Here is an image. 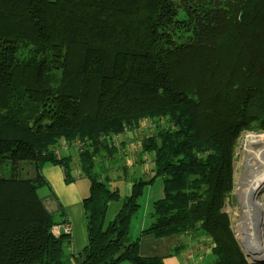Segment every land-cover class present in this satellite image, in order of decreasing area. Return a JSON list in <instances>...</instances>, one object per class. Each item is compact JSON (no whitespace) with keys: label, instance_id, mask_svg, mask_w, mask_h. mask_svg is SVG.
Returning <instances> with one entry per match:
<instances>
[{"label":"trees","instance_id":"obj_1","mask_svg":"<svg viewBox=\"0 0 264 264\" xmlns=\"http://www.w3.org/2000/svg\"><path fill=\"white\" fill-rule=\"evenodd\" d=\"M144 119L169 122L140 140L154 174L106 224L122 195L98 169ZM245 132L264 133V0H0V264H63L71 236L52 232L39 189L49 164L73 181L65 141L91 181L75 264H164L141 255V238L192 231L212 240L210 264H250L224 211ZM157 179L152 221L130 241Z\"/></svg>","mask_w":264,"mask_h":264},{"label":"crops","instance_id":"obj_2","mask_svg":"<svg viewBox=\"0 0 264 264\" xmlns=\"http://www.w3.org/2000/svg\"><path fill=\"white\" fill-rule=\"evenodd\" d=\"M145 123L142 121L138 128L127 130L124 134L115 136L117 138H115L117 143H115L114 139V143L118 149L117 154L113 158H109L105 166L98 169L101 178L106 179L108 186L112 189H119L122 195V199L119 201H112L108 204L106 224L117 215L124 197L130 193V187L127 189V192H122L121 186L117 185L116 181L125 179L124 173L126 171H128L127 175L130 176L131 183L138 178L150 179L154 174L152 156L141 152V142L139 143V150L137 145H133L131 140H129L133 137V134L137 132L141 133L140 130L144 129L141 126L145 125ZM124 140L126 142L123 143ZM129 143L132 144L131 147ZM75 152L77 150L75 146H72L67 152L62 151L60 153L72 156L73 181L70 183L65 181L64 172L60 165L49 164L42 171L48 184L39 189V196L47 211L58 217L59 223L62 224L60 225V231L65 233L64 226L66 223L71 228V244L67 247L63 264H75V257L83 251L88 243L87 220L83 200L90 195L91 181L83 175L80 165L76 163V157L78 156L74 154ZM134 153L137 154V160L135 166L132 168L131 158ZM123 166L124 168L126 166L128 168H126L127 170L123 169L122 174L121 169ZM129 168L130 171L128 170ZM147 188L151 191L153 186L148 185ZM152 194V202L151 198L147 200L148 207L152 206L153 202L162 196V191L157 189ZM150 214L151 211L148 208L145 218H150ZM149 224L147 221L142 222L137 236ZM195 232H186L162 238H156L151 235L143 236L140 241V252L146 257H162L164 264H203L204 258L212 251V243L210 239L206 240V242L205 240L203 241L206 236L202 232ZM179 246H182L181 251L174 254L173 249ZM122 264L131 263L124 262Z\"/></svg>","mask_w":264,"mask_h":264},{"label":"rangeland","instance_id":"obj_3","mask_svg":"<svg viewBox=\"0 0 264 264\" xmlns=\"http://www.w3.org/2000/svg\"><path fill=\"white\" fill-rule=\"evenodd\" d=\"M51 50H52L51 51L52 61L55 64L56 68L59 70L62 67V63H63L64 48L61 47L60 45H52ZM24 54H26V51H24ZM153 121L144 119L143 122H146V123H145V125L141 126L144 129L140 130L141 133L137 132L136 134H133V137L129 139V140H131L133 145H137V148L139 150H140V144L139 143H140V140L142 139V137L149 136L152 133H154L156 130V125L158 123H161L164 126L169 125V122L166 120H155L154 122ZM250 134H264V133L245 132L240 136V139H239L237 146H236V153H235V175H234L235 186H234L233 192L231 194V198L227 201V204H226V207L224 208V211H226L230 217L232 229L235 233L236 239H237L247 261L250 264H252L251 258L246 256L245 248L242 245V242H241L242 236L240 234L239 224H238L240 221L239 212H240V210H242V204H240L241 203L240 202V200H241L240 199V189L242 188V186L246 187L249 184V183H246V180H249V178L251 177V172H250V167H251L250 161L251 160L250 159L254 156V154L257 151H259L261 149L260 146H257L255 144L247 145V143H246L247 136ZM115 138L116 137H114L113 139H115ZM123 138H125V137H123ZM116 139H115V143H117ZM118 139L120 140L119 137H118ZM124 142H126V140H124L123 143ZM132 144H130V147L132 146ZM74 154L76 156H78V152H75ZM78 157H76V163L77 164H79ZM131 160H132V168H133L135 166L136 160H137V154L136 153L132 154ZM126 168H128V167L127 166L125 168H124V166L122 167V169H121L122 174H123V169H126ZM128 170L130 171V168ZM127 173H128V171H126L124 173V176L126 177L125 179L123 178V180H117L116 181L117 185L121 186L120 189L122 192H124V191L127 192V189L130 187V184H131L130 176H128ZM147 179H149V178H147ZM151 185L153 186V189L151 191H149L150 190L149 188L145 189V193H144L143 197L140 199L141 209H140L138 215L133 220V224H132V228H131V232H130V236H129L130 241H132L136 237H138L137 235H138V232L140 230V225L142 222L147 221V223H151V221H152V218H147V219L145 218V213L147 212V209L149 208V211L153 210L152 206L148 207L147 200H149L151 198V202H152V198H153L152 193L156 192L157 189H160L162 191V181H161V179H157L154 182V184H151ZM260 199L263 201V204H264V192L260 195ZM60 225H62V224H60V223L57 224V226H59V230H60ZM63 233L64 232L60 231V234H63ZM70 234L71 233H69V235ZM195 234H197V232H195ZM207 236L205 237V239H203V241L205 240V242H206V240L210 239ZM211 243H212V240H211ZM206 245H208V244H206ZM209 246H210V244H209ZM212 247H213V243H212ZM180 251H181L180 246H179V249H177V248L173 249L174 254L177 252H180ZM144 257H146V256H144ZM213 258L214 257L212 255V251H210V253L204 258L205 260H204L203 264L213 263V261H214Z\"/></svg>","mask_w":264,"mask_h":264},{"label":"bare ground","instance_id":"obj_4","mask_svg":"<svg viewBox=\"0 0 264 264\" xmlns=\"http://www.w3.org/2000/svg\"><path fill=\"white\" fill-rule=\"evenodd\" d=\"M247 145L255 144L261 149L250 159L251 177L249 183L240 189L242 210H240L239 231L244 248L251 247L255 252L264 254V204L260 195L264 192V134H250Z\"/></svg>","mask_w":264,"mask_h":264},{"label":"water","instance_id":"obj_5","mask_svg":"<svg viewBox=\"0 0 264 264\" xmlns=\"http://www.w3.org/2000/svg\"><path fill=\"white\" fill-rule=\"evenodd\" d=\"M264 184H261V187L263 188ZM241 202V200H240ZM241 204V203H240ZM243 245V244H242ZM244 247V245H243ZM246 256L251 258L252 264H264V254H260L255 252L251 247H248V249L245 248Z\"/></svg>","mask_w":264,"mask_h":264},{"label":"built area","instance_id":"obj_6","mask_svg":"<svg viewBox=\"0 0 264 264\" xmlns=\"http://www.w3.org/2000/svg\"><path fill=\"white\" fill-rule=\"evenodd\" d=\"M64 147V149L65 150H68L69 148H70V146L67 144V142L65 141L64 143H62V147H59L58 148V150H56V153H58V154H60L61 153V148H63ZM70 150V149H69ZM64 229H65V233H67V234H69L70 233V226H69V224L68 223H66L65 224V226H64ZM52 232L55 234V235H60V230H59V226H57V225H54L53 227H52Z\"/></svg>","mask_w":264,"mask_h":264}]
</instances>
